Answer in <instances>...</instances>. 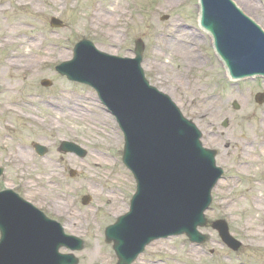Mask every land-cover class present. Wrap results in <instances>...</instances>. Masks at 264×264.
Listing matches in <instances>:
<instances>
[{
  "label": "rangeland",
  "instance_id": "1",
  "mask_svg": "<svg viewBox=\"0 0 264 264\" xmlns=\"http://www.w3.org/2000/svg\"><path fill=\"white\" fill-rule=\"evenodd\" d=\"M233 1L264 30V0ZM52 18L62 27L52 28ZM177 32L191 42L190 58L163 51L167 36ZM82 39L124 58H132L136 41L142 42L146 79L198 127L225 170L206 219L224 220L232 236L247 244L240 254L245 264H264V212L254 205H264V100L255 102L256 94H264V79L229 82L198 27L197 0H0V188L18 187L67 234L82 239L83 249L74 253L78 264H116L104 229L127 212L135 191L121 162L122 134L91 88L54 70L72 59ZM41 56L48 61L24 68ZM212 133L216 139L208 137ZM63 140L86 157L61 155ZM32 143L46 146L47 156H36ZM201 232L208 236L203 249L184 236L171 237L152 242L133 264H238L216 233L209 227ZM202 250L215 255L208 258Z\"/></svg>",
  "mask_w": 264,
  "mask_h": 264
},
{
  "label": "water",
  "instance_id": "2",
  "mask_svg": "<svg viewBox=\"0 0 264 264\" xmlns=\"http://www.w3.org/2000/svg\"><path fill=\"white\" fill-rule=\"evenodd\" d=\"M199 6L200 27L211 35L231 78L264 76V30L230 0H199ZM53 25L59 24L53 20ZM209 40L211 43L210 37ZM142 51L138 41L135 59H118L82 41L75 47L73 61L56 69L70 80L92 86L125 136L122 160L134 175L137 192L130 212L106 230L107 241L114 243L118 264H125L124 259L130 263L144 245L160 237L184 233L191 242H201L203 237L197 228L206 224L203 213L221 175L214 166L215 152L202 148L195 126L144 79L140 69ZM213 53L219 61L214 50ZM248 81L255 79L239 82ZM262 99L260 95L256 97L258 102ZM75 151L80 157L85 155L79 149ZM30 208L12 205V210L19 212L14 217L6 207H0V213H7L4 218L0 216V264H57L59 246L70 247L77 242L76 249L81 248L79 241L64 236L59 225L41 215L39 228L32 226L36 211ZM213 226L225 242L232 241L223 222ZM122 243L133 246L129 258L123 255ZM75 263L71 256L60 257V264Z\"/></svg>",
  "mask_w": 264,
  "mask_h": 264
},
{
  "label": "bare ground",
  "instance_id": "3",
  "mask_svg": "<svg viewBox=\"0 0 264 264\" xmlns=\"http://www.w3.org/2000/svg\"><path fill=\"white\" fill-rule=\"evenodd\" d=\"M16 2H19L21 0H15ZM249 5L248 3L244 4L245 5ZM250 6V5H249ZM96 20V19H95ZM102 20V19H101ZM169 39L165 40L163 42V51H167L168 53H173V55H180V57H185V58H190L191 57V42L188 41V38H184L183 36H181L178 32L177 33H173L167 36ZM186 41V42H185ZM190 50V52H189ZM69 55L68 54H62L61 58L62 59H68ZM48 60H46V57L41 56L40 58H38V60L36 59L35 61L31 62L29 61L28 64H25L24 68H32L38 64H44L46 63ZM11 65H13L11 63ZM22 158H20L21 160ZM257 204L255 205V209L257 210H263L264 212V205L261 204L260 201H256ZM257 235V234H256ZM259 245V244H258Z\"/></svg>",
  "mask_w": 264,
  "mask_h": 264
},
{
  "label": "flooded vegetation",
  "instance_id": "4",
  "mask_svg": "<svg viewBox=\"0 0 264 264\" xmlns=\"http://www.w3.org/2000/svg\"><path fill=\"white\" fill-rule=\"evenodd\" d=\"M0 190H1V189H0ZM16 192H17L18 194H20L17 190H16ZM242 249H243V245L240 247V249H239L237 252L233 253L234 256H238L239 254H241Z\"/></svg>",
  "mask_w": 264,
  "mask_h": 264
}]
</instances>
